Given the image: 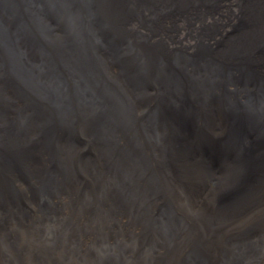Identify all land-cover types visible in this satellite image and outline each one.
<instances>
[{
	"label": "bare ground",
	"instance_id": "bare-ground-1",
	"mask_svg": "<svg viewBox=\"0 0 264 264\" xmlns=\"http://www.w3.org/2000/svg\"><path fill=\"white\" fill-rule=\"evenodd\" d=\"M62 1L0 2V264H264V0Z\"/></svg>",
	"mask_w": 264,
	"mask_h": 264
},
{
	"label": "water",
	"instance_id": "water-1",
	"mask_svg": "<svg viewBox=\"0 0 264 264\" xmlns=\"http://www.w3.org/2000/svg\"><path fill=\"white\" fill-rule=\"evenodd\" d=\"M0 2H3V0H0ZM68 2L69 0H63L62 3L59 6H56V10L57 13L64 17L67 21L71 22L72 25H79L80 22L79 21H74L75 20V15L72 12L71 9H67L68 8Z\"/></svg>",
	"mask_w": 264,
	"mask_h": 264
},
{
	"label": "rangeland",
	"instance_id": "rangeland-1",
	"mask_svg": "<svg viewBox=\"0 0 264 264\" xmlns=\"http://www.w3.org/2000/svg\"><path fill=\"white\" fill-rule=\"evenodd\" d=\"M188 16H192V15H190L189 14V12H187L186 10H181V11H179L178 13H177V17H179V18H177V19H181L182 17H185L186 19H188V18H190V17H188ZM197 19L195 18L192 22H190V23H188V24H193V26L198 30V25L195 23V21H196ZM178 22L180 23V24H187V23H185V22H182V21H180V20H178ZM211 29H212V27L211 26H207V27H205V29H204V31H211Z\"/></svg>",
	"mask_w": 264,
	"mask_h": 264
}]
</instances>
